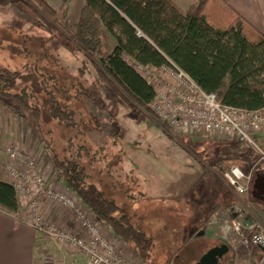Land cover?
Returning <instances> with one entry per match:
<instances>
[{
  "label": "trees",
  "instance_id": "trees-1",
  "mask_svg": "<svg viewBox=\"0 0 264 264\" xmlns=\"http://www.w3.org/2000/svg\"><path fill=\"white\" fill-rule=\"evenodd\" d=\"M216 2L221 11L217 9ZM7 7H15L27 14L39 27L44 22L54 24L77 50L93 63H100L102 69H97L98 75L109 82L119 96L128 103L133 102L147 114L152 113L149 105L155 97L154 89L127 64L124 56L157 67L173 63L205 92L215 93L224 105L246 110L264 106V34L222 0H193L187 10L174 0H84L75 24L69 23L66 10L58 13L48 0H0V9ZM223 9L228 14L222 12ZM216 14L225 16L228 25L217 26ZM104 29L117 42L107 56L103 54ZM5 40H0V47H4ZM33 54L34 58L37 56L34 63L21 71L0 68V105L17 117L32 120L30 128L50 156L59 180L117 239L137 253L142 264H151L154 239L133 225L125 208L90 181L88 163L71 153L61 157L54 148L52 131L42 126L44 119L48 115L72 129L77 126L75 114L51 89L54 85L51 83H56L57 77L39 70L37 66L43 57L50 56L48 50L41 52L35 49ZM57 61L56 65H59ZM32 66L34 73L30 72ZM80 71L83 75L84 66ZM24 77L28 82L19 87V81ZM34 85L48 95L47 103L39 98ZM81 88L83 90H78V97L93 102L98 97V91L90 86ZM77 153L91 156L84 145L78 148ZM225 162L232 161L225 158L218 164ZM240 167L252 173L250 199L264 206V179ZM0 210L12 215L20 212L16 189L1 178ZM219 245L222 244L207 243L195 262ZM175 264L186 263L178 257ZM220 264H234V256L225 258Z\"/></svg>",
  "mask_w": 264,
  "mask_h": 264
},
{
  "label": "rangeland",
  "instance_id": "rangeland-1",
  "mask_svg": "<svg viewBox=\"0 0 264 264\" xmlns=\"http://www.w3.org/2000/svg\"><path fill=\"white\" fill-rule=\"evenodd\" d=\"M174 1L183 10H187L193 4V0ZM52 3L54 4V0ZM215 5L218 10L222 9L217 2ZM11 9L14 8L0 9V40L6 39L4 47H0V68L21 71L26 65L34 63L37 57H33L35 49L41 52L44 49L48 50L50 56L43 57L37 66L39 70L42 69L57 77V82L51 83L54 84L51 89L61 103L75 114L77 126L72 129L52 120L48 115L43 121V128L52 131L53 145L57 153L61 157L71 153L88 163L90 181L103 189L119 206L125 208L133 225L154 239L151 264H175L178 257L186 264H194L206 247V230L212 227L208 221L205 226L207 228L201 229L202 222L183 212L184 206L181 204L183 202L171 198V190L176 191V188L187 179L200 180L198 177L205 160L211 162L212 154L214 157L219 148L221 151L217 156L221 154L227 156L234 151L241 152L240 154L247 158L245 167H252L255 163L256 176L264 179V160L261 159L264 155V131L251 133L249 136L251 142L240 143L242 149L236 143H229L231 140L227 139L228 137H220L218 134L204 132L174 134L154 114L145 113L133 102L128 103L119 96L113 86L98 75L97 69H102L100 63H93L84 53L77 50L70 39L54 24L44 22L39 27L34 25V21L27 14L20 11L21 14L10 13ZM224 10L222 12L228 14ZM215 18L217 26L228 25L225 16L216 14ZM102 38L103 54L107 56L116 47L117 42L106 29L102 32ZM57 60L59 65H56ZM83 66L82 75L80 69ZM31 68L30 72L34 73V66ZM27 82V77L22 78L19 87ZM81 86H90L92 90L98 91V97L94 102L77 96L78 90H83ZM34 88L39 98L47 103L48 95L42 93L37 85H34ZM31 121L30 118L18 119L10 112L7 116L3 114L0 116V128L9 124L14 134H24L22 131L26 129L32 131L28 128L31 127ZM32 136L34 140H38L33 131ZM209 143L218 147L213 149V153L206 151ZM81 145L89 149L90 157L77 153ZM44 150L43 147L41 152L44 158L52 164L50 156ZM23 152L28 154L25 150ZM31 158L41 171L38 162L32 156ZM232 164L240 166V163L235 161L225 162L223 165L224 168H228ZM64 191L69 192L77 200L73 192ZM48 201L63 208L62 211L65 210L69 222L74 224L71 230H80L78 222L65 207L58 202ZM95 221L125 259L131 264H142L134 250L123 242H118L106 226L97 219ZM41 238L43 243L39 253L40 264H43V259L46 262L51 260L54 264H83V258L75 248L61 247L47 237ZM227 244L231 252H228L224 259L234 256V264H250L251 257L260 252L259 249L243 248L235 241Z\"/></svg>",
  "mask_w": 264,
  "mask_h": 264
},
{
  "label": "built area",
  "instance_id": "built-area-1",
  "mask_svg": "<svg viewBox=\"0 0 264 264\" xmlns=\"http://www.w3.org/2000/svg\"><path fill=\"white\" fill-rule=\"evenodd\" d=\"M124 60L152 86L155 97L149 105L150 110L174 134L204 132L251 142V133L264 131V106L246 110L224 105L215 93L205 92L173 63L157 67L141 64L129 56H124ZM4 151L10 160L7 168L9 183L16 189L18 198H22L29 207L30 224L38 234L61 247L75 248L86 257L84 264H131L78 198L77 201L69 192L56 190L46 183L30 155L15 144L7 145ZM261 159L264 160V155ZM222 176L236 200L214 215L209 226L225 243L235 241L243 248L259 249V254L251 257L250 264H264V226L248 218L250 207L247 195L252 173L245 172L238 165H231L222 171ZM43 198L65 207L78 222L80 230H66L47 220L41 206ZM43 264L54 262L43 259Z\"/></svg>",
  "mask_w": 264,
  "mask_h": 264
},
{
  "label": "crops",
  "instance_id": "crops-1",
  "mask_svg": "<svg viewBox=\"0 0 264 264\" xmlns=\"http://www.w3.org/2000/svg\"><path fill=\"white\" fill-rule=\"evenodd\" d=\"M222 1L264 34V0ZM48 2L60 14L61 10H66L70 24H75L78 21L81 9L84 6V0H54V4L52 0H48ZM11 8L16 10L11 9L10 13L21 14V11L17 8ZM10 13L9 15H11ZM9 113V110L0 105V116L2 114L7 116ZM28 128L30 127L28 126ZM0 129V178L2 180L10 182L7 172L10 160L4 149L9 144H15L25 150L38 162L47 184L59 191H70L66 185L59 180L52 164L47 162L44 158L41 152L43 146H41L40 141L38 145L36 142L37 139L34 140L32 131L30 132V130L26 129V131H22L24 134H14L9 124ZM227 139L231 140L229 143H236L238 147L242 149L240 141L232 138ZM220 140L222 141L223 139H219V141ZM206 148H208L206 151H211L213 153V149H217L218 147L216 144H210ZM216 151L217 154L215 153L214 157L212 154L213 159L211 158V162L210 160H205L203 170L198 177L200 180L187 179L176 188V191L171 190L170 193L171 198L178 200L180 203L181 201L183 202L181 203L184 206L183 212L192 215L195 220L202 222L201 229L207 228L205 227L206 223L210 221L214 215L231 206L236 200L232 189L222 176L225 165L218 164V162L222 159L229 158L231 161L239 162L240 166L245 170L250 168L249 171L255 173L254 164L252 167H245L247 166V158L240 154L241 152L234 151L230 152L227 156H222V154L221 156H217L221 150L219 148ZM250 197L249 192L247 195V204L250 207L248 218L252 222H258L264 226V206L259 205L256 201H252ZM19 201L20 212L18 215L8 214L0 210V264H40L39 253L41 251L40 249H42V236L38 234L30 224L31 216L26 202L22 198H19ZM41 204L43 216L45 218L63 228L72 229L74 227V224L69 222L65 210L62 211L63 208L61 209L53 202L50 203V201L45 198L41 200ZM206 238V244H214L216 242L220 244L224 243L223 240L220 239V235L210 228L206 230ZM117 241L122 243L119 239ZM81 256L83 258L82 263L84 264L86 257L82 254ZM247 258L246 256V259Z\"/></svg>",
  "mask_w": 264,
  "mask_h": 264
},
{
  "label": "water",
  "instance_id": "water-1",
  "mask_svg": "<svg viewBox=\"0 0 264 264\" xmlns=\"http://www.w3.org/2000/svg\"><path fill=\"white\" fill-rule=\"evenodd\" d=\"M230 252L227 244L211 248L194 264H220V261Z\"/></svg>",
  "mask_w": 264,
  "mask_h": 264
},
{
  "label": "bare ground",
  "instance_id": "bare-ground-1",
  "mask_svg": "<svg viewBox=\"0 0 264 264\" xmlns=\"http://www.w3.org/2000/svg\"><path fill=\"white\" fill-rule=\"evenodd\" d=\"M239 167H240V166H239ZM223 244H227V243L224 242ZM227 245H228V244H227Z\"/></svg>",
  "mask_w": 264,
  "mask_h": 264
},
{
  "label": "flooded vegetation",
  "instance_id": "flooded-vegetation-1",
  "mask_svg": "<svg viewBox=\"0 0 264 264\" xmlns=\"http://www.w3.org/2000/svg\"><path fill=\"white\" fill-rule=\"evenodd\" d=\"M223 260H224V258H223L221 261H223ZM221 261H220V262H221Z\"/></svg>",
  "mask_w": 264,
  "mask_h": 264
}]
</instances>
